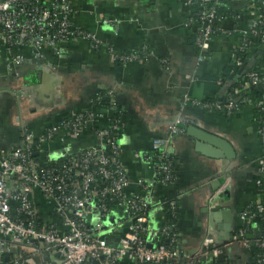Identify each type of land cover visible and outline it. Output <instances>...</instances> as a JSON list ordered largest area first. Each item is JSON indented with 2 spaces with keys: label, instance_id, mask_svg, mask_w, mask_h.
Returning a JSON list of instances; mask_svg holds the SVG:
<instances>
[{
  "label": "crops",
  "instance_id": "1",
  "mask_svg": "<svg viewBox=\"0 0 264 264\" xmlns=\"http://www.w3.org/2000/svg\"><path fill=\"white\" fill-rule=\"evenodd\" d=\"M260 1L264 0H210L222 11H230L231 17L220 15L211 51L206 54L196 43L199 23L195 0L76 1L73 21L96 36L98 48L84 40L67 46L54 70L25 65L18 70V78L0 70V152L12 153L22 142L25 128L40 136L72 113L97 110L94 100L98 94L111 92L122 112L119 146L132 192L144 194L139 181L154 185L151 167L144 158L152 153L157 140H170L172 149L168 153L167 147L165 154L169 161L174 160V179L150 187L151 205L163 204L164 211L151 217V225L163 227L174 218L180 248L188 254H196L207 236L223 245V261L219 262L218 256L203 264H254L255 250H243L233 239L222 243L219 229L225 225V217H230L233 235L242 225L240 215L245 210L257 203L264 206L263 148L257 118L251 105L242 101L246 94L242 87L237 90V110L227 113L213 106L223 107L230 90L240 81L232 64L240 52L242 35L263 18ZM143 52L151 56L143 57ZM122 55L137 58L122 64L118 60ZM245 59L247 69L256 67L264 75V45ZM19 88L26 89L28 97L18 98L15 92ZM207 104L213 106L205 108ZM181 115L188 124L183 134L172 136L170 128ZM188 125L226 138L237 153L236 160L198 153L195 140L187 135ZM94 126L79 139L54 140L46 150L60 158L95 146ZM261 177L263 183L258 185ZM221 186H226L227 192L217 196ZM37 202L42 215L49 217L51 208L39 194ZM171 203H175L174 209ZM112 209L109 223L125 217L122 208L113 205ZM128 225L124 222L118 236H123ZM261 230L255 220L249 236L258 238Z\"/></svg>",
  "mask_w": 264,
  "mask_h": 264
},
{
  "label": "built area",
  "instance_id": "2",
  "mask_svg": "<svg viewBox=\"0 0 264 264\" xmlns=\"http://www.w3.org/2000/svg\"><path fill=\"white\" fill-rule=\"evenodd\" d=\"M76 1L79 0H0V70L16 78L25 65L54 70L55 61L65 56L67 46L84 40L93 49L98 48L96 36L73 21ZM195 3L199 23L196 43L204 54L210 53L216 34L214 25L220 19L218 8L210 0ZM260 4L258 8L262 10L264 1ZM262 19L242 35L240 52L232 64L239 80L243 76L247 79L241 84L244 93L264 88V75L256 67L247 69L243 62L250 52L264 45V30L259 29ZM104 23L113 25L114 21ZM142 56L151 54L143 52ZM136 58L122 55L118 60L126 64ZM17 91L12 92L18 98L28 97L26 89ZM234 91L235 97L229 94L223 107L212 106L227 113L237 110L236 97L240 94ZM95 100L101 106L97 110L72 113L40 136L25 128L22 142L12 153L0 152V264H200L204 260L203 264L222 255L223 245L210 236L196 254L182 250L174 218L163 227L151 225V217L164 212L163 204L151 205L153 184L139 181L145 195L131 190L132 181L123 168L119 146L122 112L111 92L98 94ZM244 103L251 105L260 124V171L264 175V91L260 100ZM98 124L102 126L96 129ZM186 124L187 119L179 116L170 128L171 135L183 134ZM92 125L97 137L95 146L60 158L46 150L54 140L81 138ZM169 145V139L157 140L152 153L144 158L151 167L153 186L174 179L173 164L165 154ZM261 183L263 177L257 182ZM226 192V186H221L216 194L223 196ZM37 194L51 208L49 217L40 212ZM113 205L126 215L109 223ZM174 205L170 207L174 209ZM240 220L242 225L233 234L234 245L260 251L256 264H264V206L257 203L249 207ZM255 220L262 230L258 238H251L250 227ZM126 221V232L118 236Z\"/></svg>",
  "mask_w": 264,
  "mask_h": 264
},
{
  "label": "water",
  "instance_id": "3",
  "mask_svg": "<svg viewBox=\"0 0 264 264\" xmlns=\"http://www.w3.org/2000/svg\"><path fill=\"white\" fill-rule=\"evenodd\" d=\"M254 89V88H253ZM187 135L195 140V149L198 153L212 159L235 161L237 153L231 143L223 137L216 134L206 132L197 126L188 125ZM171 146H168V153L171 150ZM225 225L220 227L219 241L222 243H230L233 239L231 232V218L225 217ZM225 256L220 255L217 260L223 261Z\"/></svg>",
  "mask_w": 264,
  "mask_h": 264
},
{
  "label": "trees",
  "instance_id": "4",
  "mask_svg": "<svg viewBox=\"0 0 264 264\" xmlns=\"http://www.w3.org/2000/svg\"><path fill=\"white\" fill-rule=\"evenodd\" d=\"M258 7H261V4H260V2L258 3ZM217 8H218V6H217ZM264 9V7L262 8V10ZM262 10H261V12H262ZM218 13H219V15H221V16H223V17H231V12L230 11H227V12H225V11H222V9H220V8H218ZM226 13V14H225ZM230 15V16H229ZM235 17V16H234ZM262 22H263V25H261L260 27H259V29L260 30H264V14H263V19H262ZM240 56V55H239ZM242 56V55H241ZM243 62H244V64H246V59H244L243 58ZM247 79H246V77L245 76H243V77H241L240 78V81L238 82V84H236V85H234L233 87H232V89L230 90V95H234L235 94V91L234 90H240L241 89V84H242V82L243 81H246ZM262 96H263V91L262 90H258V89H254V90H252V89H250L249 90V92L248 93H246V94H244V96H242V98H243V102L247 99V100H251V101H255V100H260L261 98H262ZM94 106H95V108H100L101 106H100V104H98L97 102H96V100H94ZM256 129L258 130V133H259V130H260V124L258 123L257 124V127H256ZM22 139H23V136H22ZM62 162H65V160H62ZM170 162L173 164V170H174V160H170ZM166 207L168 208V205H166ZM255 257H254V264H256L257 263V261L259 260V256H260V251H258V250H256L255 249ZM204 260H202L201 262H200V264H202V262H203Z\"/></svg>",
  "mask_w": 264,
  "mask_h": 264
}]
</instances>
